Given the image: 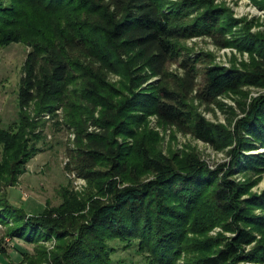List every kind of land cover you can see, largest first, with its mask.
Instances as JSON below:
<instances>
[{
    "label": "trees",
    "instance_id": "1",
    "mask_svg": "<svg viewBox=\"0 0 264 264\" xmlns=\"http://www.w3.org/2000/svg\"><path fill=\"white\" fill-rule=\"evenodd\" d=\"M40 13L64 16L40 21ZM234 24L214 0H0V47H28L19 121L0 127V171L6 167L13 178L37 149L40 136H31L35 123L23 108L63 107L77 126L69 152L74 167L96 188L84 201L73 195L69 201L64 189L60 204L28 218L23 209L5 207L0 195L7 234L38 244L37 254L24 253L20 264H123L113 258L118 246L141 256L128 264H264V191L250 192L251 178L264 173V152L249 153L264 148V42L227 38ZM192 38L235 45L259 60L253 57L249 70L227 69L212 54L183 45ZM247 84L262 91L238 101L242 116L228 126L208 121L194 104L216 103L229 92L244 97ZM151 117L228 148L230 161L211 170L194 151L163 153L143 137ZM89 119L100 130L88 132ZM237 173L248 180L233 178ZM215 227L223 231L209 235Z\"/></svg>",
    "mask_w": 264,
    "mask_h": 264
},
{
    "label": "rangeland",
    "instance_id": "2",
    "mask_svg": "<svg viewBox=\"0 0 264 264\" xmlns=\"http://www.w3.org/2000/svg\"><path fill=\"white\" fill-rule=\"evenodd\" d=\"M257 1L259 0H214L215 4L225 7L231 18L235 20L230 32L226 34L227 38L234 40L233 38L238 35H253L264 42V6H259ZM38 16L41 18L40 21L53 20L54 22L60 20L64 14L40 13ZM183 45L188 49L212 54L214 62L227 69L236 67L240 70H249L253 60L255 58L259 60L256 53L250 54L249 51H240L235 45L220 48L208 38H192L183 42ZM26 46L22 43H11L8 46L0 47V127L3 128H8L14 122H18L20 118L18 91L22 65L28 51ZM253 57L254 59H252ZM120 79L119 75L110 76L113 83L119 82ZM242 91L244 97H241V93L229 92L217 98L216 103L201 105L195 102L194 104L208 121L228 126L231 118L236 120L242 116L238 101L246 98L248 102L262 89L256 85L247 84ZM23 110L29 120L35 123V126L30 130L33 134L31 136H40V138H36L37 141L34 143L37 148L35 154L26 161L25 168L21 173H15L12 178V175L7 173L6 167L0 171V195L7 198L5 207L23 209L28 218L40 214L49 205L60 204L64 189H67V195L69 193V201H71V195L76 200L84 201L86 197L95 192L96 188L93 181H88L79 176L72 162V156L69 154L77 146V126L75 127L70 123L69 116L63 107H57L53 113L37 112L33 105L27 106ZM87 127L88 132L100 130L99 127L90 125V123ZM27 131L29 132L28 129ZM143 137L150 145L153 144L165 154L177 153L182 155L185 152L194 151L211 170L230 161L226 151L228 148L215 149L190 135L181 134L173 128L158 124L154 117L149 119L148 128L143 131ZM156 139L157 141H155ZM118 140L128 142L132 139L124 140L118 137ZM260 152H264V148L255 149L249 153ZM2 158V148L0 147V161ZM12 166L13 161H10L8 168L11 169ZM233 178L242 182L248 180L247 177L239 173L234 174ZM251 180L255 183L250 188V192L253 194L262 193L264 191V173L259 178L252 177ZM94 196L99 197L98 195ZM6 221L11 224V218ZM7 231L8 227L0 223V244L4 245L6 249L5 255L0 252V264H20L23 261L24 253L37 254L35 248L38 244L15 236L12 237L7 234ZM222 231V228L215 227L209 232V235L215 236ZM225 234L230 235L231 233L225 232ZM256 237L259 238V235ZM55 243L56 239L46 243L48 252L54 248ZM252 244L247 245L246 250ZM113 258L123 260V264H128L130 261H142L141 256L133 248L125 249L122 246L117 247L116 252L113 253Z\"/></svg>",
    "mask_w": 264,
    "mask_h": 264
}]
</instances>
